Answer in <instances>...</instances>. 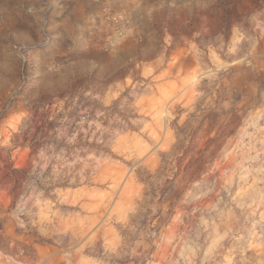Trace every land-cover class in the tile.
Returning a JSON list of instances; mask_svg holds the SVG:
<instances>
[{"label":"rangeland","instance_id":"rangeland-1","mask_svg":"<svg viewBox=\"0 0 264 264\" xmlns=\"http://www.w3.org/2000/svg\"><path fill=\"white\" fill-rule=\"evenodd\" d=\"M0 264H264V0H0Z\"/></svg>","mask_w":264,"mask_h":264},{"label":"trees","instance_id":"trees-1","mask_svg":"<svg viewBox=\"0 0 264 264\" xmlns=\"http://www.w3.org/2000/svg\"><path fill=\"white\" fill-rule=\"evenodd\" d=\"M59 116L51 118V116L46 113H39L37 110L34 111L33 117L31 118L32 125L29 129H34V136L39 140L52 145L50 139L54 138L56 135V130L58 128ZM31 133V130H26L24 132L25 137ZM25 144V143H24ZM33 147V146H32ZM35 148V147H33ZM19 172L24 173V169H19Z\"/></svg>","mask_w":264,"mask_h":264}]
</instances>
